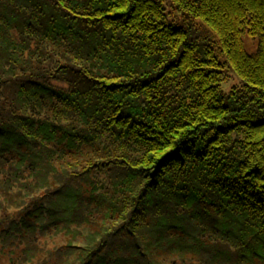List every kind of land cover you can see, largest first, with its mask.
I'll use <instances>...</instances> for the list:
<instances>
[{
    "label": "trees",
    "instance_id": "obj_1",
    "mask_svg": "<svg viewBox=\"0 0 264 264\" xmlns=\"http://www.w3.org/2000/svg\"><path fill=\"white\" fill-rule=\"evenodd\" d=\"M0 264H264V0H0Z\"/></svg>",
    "mask_w": 264,
    "mask_h": 264
},
{
    "label": "rangeland",
    "instance_id": "obj_2",
    "mask_svg": "<svg viewBox=\"0 0 264 264\" xmlns=\"http://www.w3.org/2000/svg\"><path fill=\"white\" fill-rule=\"evenodd\" d=\"M246 43H247L248 49L251 52H254L256 50V42L254 40L246 38ZM232 82H230L228 85H226L225 88L226 89L230 88Z\"/></svg>",
    "mask_w": 264,
    "mask_h": 264
}]
</instances>
